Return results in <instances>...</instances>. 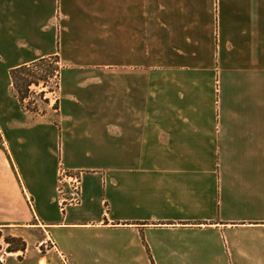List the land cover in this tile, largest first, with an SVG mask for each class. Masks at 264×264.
Here are the masks:
<instances>
[{"label":"crops","instance_id":"obj_1","mask_svg":"<svg viewBox=\"0 0 264 264\" xmlns=\"http://www.w3.org/2000/svg\"><path fill=\"white\" fill-rule=\"evenodd\" d=\"M52 58L34 119L12 71ZM5 233L0 264H264V0H0Z\"/></svg>","mask_w":264,"mask_h":264},{"label":"rangeland","instance_id":"obj_2","mask_svg":"<svg viewBox=\"0 0 264 264\" xmlns=\"http://www.w3.org/2000/svg\"><path fill=\"white\" fill-rule=\"evenodd\" d=\"M55 59L48 60L44 65H35L32 68L33 74H31V78L33 77L34 83L30 85L29 89H26L24 99L21 100V104L23 109L32 115L34 119H44L50 110H58L59 109V93H60V69L56 65ZM47 66H53L57 70L55 73L48 72ZM58 73L57 78L55 79L54 76ZM57 84V85H56ZM19 95V93H18ZM64 168L69 171V175H79L82 171L69 169L64 165L59 167ZM59 174V173H58ZM60 186L58 182V187ZM59 200L60 195L58 193ZM30 236L26 235L25 238L28 240L30 239L31 247H36L37 249L40 248L42 251L50 249V243L48 242L47 248H45L46 244L42 246L39 245V240L42 238V234L38 230L30 231ZM14 237L7 233L4 234V238ZM20 238V237H19ZM23 239V238H22ZM26 249L28 248V242L25 241ZM8 245V246H7ZM3 247L7 252H9L10 244L5 241L3 243Z\"/></svg>","mask_w":264,"mask_h":264},{"label":"built area","instance_id":"obj_3","mask_svg":"<svg viewBox=\"0 0 264 264\" xmlns=\"http://www.w3.org/2000/svg\"><path fill=\"white\" fill-rule=\"evenodd\" d=\"M58 73L56 72L54 78H57ZM57 85V84H56ZM64 168L59 169L58 182V193L60 195L61 207H73L81 204L82 200V173L79 175H69ZM51 248H55V243L49 241ZM48 244V243H47ZM47 244L45 247H47ZM8 246V245H7ZM3 250V246L0 245V251ZM3 262V260L1 261Z\"/></svg>","mask_w":264,"mask_h":264},{"label":"trees","instance_id":"obj_4","mask_svg":"<svg viewBox=\"0 0 264 264\" xmlns=\"http://www.w3.org/2000/svg\"><path fill=\"white\" fill-rule=\"evenodd\" d=\"M47 61L48 60H43L37 63V65H44L47 63ZM47 68H48V72L50 73L52 72L55 73V71L57 70L53 66H47ZM31 74H33V72H32V68L30 67H21L19 69L12 71V78L14 80V85H15L16 90L19 93V98L21 100L25 98L24 95H25L26 89H29L30 85L34 83L33 77L31 78L30 76ZM6 242L10 244L9 252H17L20 250L22 251L26 250V245L22 238L8 237L6 238Z\"/></svg>","mask_w":264,"mask_h":264}]
</instances>
